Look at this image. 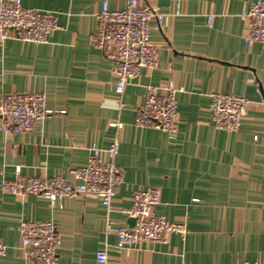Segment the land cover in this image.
I'll return each instance as SVG.
<instances>
[{
    "label": "crops",
    "instance_id": "crops-1",
    "mask_svg": "<svg viewBox=\"0 0 264 264\" xmlns=\"http://www.w3.org/2000/svg\"><path fill=\"white\" fill-rule=\"evenodd\" d=\"M21 1L55 14L60 29L45 44L0 38V96L41 92L55 112L30 133L6 134L0 120V239L7 246L0 264H31L20 224L48 220L61 236L57 264H100L101 250L106 264H264V51L259 42L245 43L243 16L258 0H141L168 15L151 32L159 65L142 68L123 93L114 62L91 37L104 1L121 10L129 0ZM170 81L178 91L177 131L136 127L148 87ZM214 92L249 100L238 131L215 128ZM116 140L125 179L111 209L96 197L52 205L1 188L18 169L26 177L68 176L93 147L106 150ZM150 187L160 191L156 213L185 222L188 232L171 234L168 243L121 247L116 229L130 226L131 197Z\"/></svg>",
    "mask_w": 264,
    "mask_h": 264
},
{
    "label": "built area",
    "instance_id": "built-area-1",
    "mask_svg": "<svg viewBox=\"0 0 264 264\" xmlns=\"http://www.w3.org/2000/svg\"><path fill=\"white\" fill-rule=\"evenodd\" d=\"M247 21L245 43L259 42L264 51V0L254 1L243 15ZM168 15L143 4L141 0H129L124 9L112 10L103 2L97 14L99 21L91 44L114 62L116 89L123 93L142 68L156 69L159 65V48L151 40L156 21L162 27ZM213 16L209 17V23ZM60 29L53 13L25 7L21 0H0V38L18 36L20 39L45 44L51 33ZM177 89L172 81L162 86L151 85L147 89L145 103L137 110L135 126L153 128L173 135L178 128ZM211 111L216 129L238 131L247 113L249 100L245 97L214 92L211 94ZM55 111L47 107V98L41 92L9 93L0 96V120L6 134L30 133L45 117ZM64 113V111H61ZM118 127V123H112ZM120 152L118 140L106 150L93 147L86 164L73 167L68 176L26 177L17 170L14 179H4V192L26 197L35 195L52 205L65 198L77 196L96 197L111 209L125 179V168L117 163ZM132 206L125 212L135 218L133 227L119 226L116 233L121 247L147 242L168 243L171 234L185 236V222L170 221L156 213L160 203V191L150 187L135 191ZM109 221V230L110 225ZM20 244L31 264H57L61 236L52 220L22 221ZM7 255V246L0 239V257ZM100 264H106L108 253L101 250L96 255ZM263 264V263H257Z\"/></svg>",
    "mask_w": 264,
    "mask_h": 264
},
{
    "label": "water",
    "instance_id": "water-1",
    "mask_svg": "<svg viewBox=\"0 0 264 264\" xmlns=\"http://www.w3.org/2000/svg\"><path fill=\"white\" fill-rule=\"evenodd\" d=\"M129 223H130V227H133L136 223V219L135 218H130L129 219Z\"/></svg>",
    "mask_w": 264,
    "mask_h": 264
}]
</instances>
